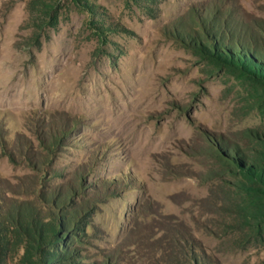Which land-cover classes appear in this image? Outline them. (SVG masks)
Returning a JSON list of instances; mask_svg holds the SVG:
<instances>
[{
	"label": "rangeland",
	"instance_id": "obj_1",
	"mask_svg": "<svg viewBox=\"0 0 264 264\" xmlns=\"http://www.w3.org/2000/svg\"><path fill=\"white\" fill-rule=\"evenodd\" d=\"M27 1L0 0V264L262 261L219 152L264 136V0Z\"/></svg>",
	"mask_w": 264,
	"mask_h": 264
},
{
	"label": "trees",
	"instance_id": "obj_2",
	"mask_svg": "<svg viewBox=\"0 0 264 264\" xmlns=\"http://www.w3.org/2000/svg\"><path fill=\"white\" fill-rule=\"evenodd\" d=\"M66 0H28L27 6L31 7L34 4H42L45 12L48 15L49 22L53 19L50 11H57L64 6ZM71 1V0H69ZM81 0H74L78 2ZM55 19V17H54ZM207 52L206 48H203ZM60 140L58 135H53L49 139V146L53 148ZM256 142L259 144V149L255 152L254 158L245 157L234 149H223L219 152L221 161L233 168L234 171H227L228 174L236 177V181L232 184L233 190L238 192V205L241 212L238 214L240 218L239 227L236 232H244L247 240L242 243L245 248L249 244H258L264 247V136H256ZM70 222L76 226L75 216L71 217ZM68 222L63 225L68 226ZM258 264H264V259Z\"/></svg>",
	"mask_w": 264,
	"mask_h": 264
}]
</instances>
